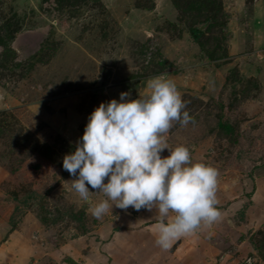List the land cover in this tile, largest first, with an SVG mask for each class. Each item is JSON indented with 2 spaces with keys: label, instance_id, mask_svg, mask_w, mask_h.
Returning a JSON list of instances; mask_svg holds the SVG:
<instances>
[{
  "label": "rangeland",
  "instance_id": "374dc122",
  "mask_svg": "<svg viewBox=\"0 0 264 264\" xmlns=\"http://www.w3.org/2000/svg\"><path fill=\"white\" fill-rule=\"evenodd\" d=\"M153 77L193 117L169 148L218 171L220 219L166 250L155 209L96 218L105 195L63 168L95 108ZM0 264H264V0H0Z\"/></svg>",
  "mask_w": 264,
  "mask_h": 264
},
{
  "label": "clouds",
  "instance_id": "9594fccd",
  "mask_svg": "<svg viewBox=\"0 0 264 264\" xmlns=\"http://www.w3.org/2000/svg\"><path fill=\"white\" fill-rule=\"evenodd\" d=\"M148 88L147 96L132 99L123 92L119 100L95 108L75 150L64 156L63 168L75 177L72 189L82 200L88 201L93 193L89 186L105 195L90 208L96 218L113 212L114 207L155 209L156 244L166 250L202 224L220 219L218 171L204 163L194 164L188 147L171 149L166 142L173 122L182 126L193 122L175 83L153 77ZM165 149L170 153L167 157L162 156ZM171 213L175 217L169 223Z\"/></svg>",
  "mask_w": 264,
  "mask_h": 264
},
{
  "label": "trees",
  "instance_id": "16d2710c",
  "mask_svg": "<svg viewBox=\"0 0 264 264\" xmlns=\"http://www.w3.org/2000/svg\"><path fill=\"white\" fill-rule=\"evenodd\" d=\"M189 33L193 41L197 45L201 46L200 37L202 36V31L199 28H192L190 29Z\"/></svg>",
  "mask_w": 264,
  "mask_h": 264
},
{
  "label": "crops",
  "instance_id": "0c3cea01",
  "mask_svg": "<svg viewBox=\"0 0 264 264\" xmlns=\"http://www.w3.org/2000/svg\"><path fill=\"white\" fill-rule=\"evenodd\" d=\"M126 231H127V232H126ZM125 232L128 233V230H125ZM125 232H124V233H125ZM126 235H127V234H126Z\"/></svg>",
  "mask_w": 264,
  "mask_h": 264
}]
</instances>
